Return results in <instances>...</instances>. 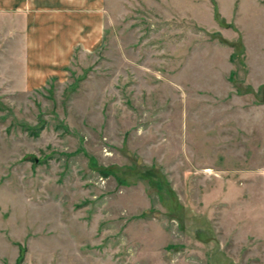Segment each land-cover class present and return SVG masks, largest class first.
Here are the masks:
<instances>
[{
	"label": "rangeland",
	"instance_id": "rangeland-1",
	"mask_svg": "<svg viewBox=\"0 0 264 264\" xmlns=\"http://www.w3.org/2000/svg\"><path fill=\"white\" fill-rule=\"evenodd\" d=\"M105 12L58 77L0 53V264H264V0Z\"/></svg>",
	"mask_w": 264,
	"mask_h": 264
},
{
	"label": "crops",
	"instance_id": "crops-1",
	"mask_svg": "<svg viewBox=\"0 0 264 264\" xmlns=\"http://www.w3.org/2000/svg\"><path fill=\"white\" fill-rule=\"evenodd\" d=\"M0 23V53L10 49L17 56L23 84H38L37 75L46 81L65 71L77 50L101 46L105 0H0ZM19 45L22 49L14 52Z\"/></svg>",
	"mask_w": 264,
	"mask_h": 264
},
{
	"label": "trees",
	"instance_id": "trees-1",
	"mask_svg": "<svg viewBox=\"0 0 264 264\" xmlns=\"http://www.w3.org/2000/svg\"><path fill=\"white\" fill-rule=\"evenodd\" d=\"M204 234H206V233H204L203 231H197V233H196V238L199 240V241H201V242H203V243H207L208 242V240H211L209 237V239H207V238H205V237H203V235ZM21 252H20V255H19V257H18V261H17V264H21L22 262H23V260H24V252H25V250L24 249H21L20 250Z\"/></svg>",
	"mask_w": 264,
	"mask_h": 264
}]
</instances>
